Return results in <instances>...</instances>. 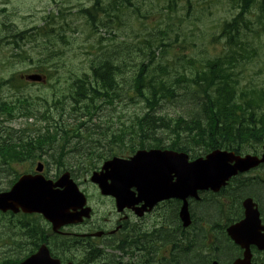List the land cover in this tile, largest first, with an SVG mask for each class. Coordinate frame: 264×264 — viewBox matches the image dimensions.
Here are the masks:
<instances>
[{
    "label": "rangeland",
    "instance_id": "rangeland-1",
    "mask_svg": "<svg viewBox=\"0 0 264 264\" xmlns=\"http://www.w3.org/2000/svg\"><path fill=\"white\" fill-rule=\"evenodd\" d=\"M82 1L87 5L92 4L87 0ZM174 1L175 3L168 0H134L136 7L115 12L108 26L94 30L86 18L80 16L78 8L71 11L65 3L56 4L52 0H0V101L19 107L14 119L0 117V139L11 137L18 140L21 137L27 140L50 127L55 132L61 128L76 129L75 132L79 129L84 134L95 132L93 137L98 142L83 137L84 141L76 146L81 149L95 145L103 155L111 149L119 148L122 143L129 145L124 136L116 142L111 139L112 134L129 133L134 119L145 110L146 102L132 87L133 76L143 63L151 62L153 70L166 65L172 73L190 75L201 68L206 60L234 54L236 66L233 73L238 89L249 96L254 90L264 89V22L259 28L256 18L259 15L258 6L253 9L249 24L251 30H245V39L255 50L246 55L236 47L231 49L226 37L221 34L224 22L231 20L237 12L236 0H191V4H188V0ZM51 13L55 15V22H50L47 26V17ZM104 19L108 20L106 17ZM43 26L46 27L44 30L41 28ZM20 31L28 32L25 40L15 37ZM162 41L165 45L157 47ZM105 57L113 59L122 70L117 77L121 98L113 104H101L100 99L96 98L95 113L91 116L84 114L81 108L73 111L75 109L71 107L70 94L75 78L83 77L85 73L91 74L92 63L95 62L97 66ZM40 71L50 74L46 83H31L22 79L23 75ZM10 79L9 84L2 85L3 81ZM189 84L186 81L178 83L181 96L174 102H164L158 111L167 118L182 115L188 119L196 115L199 108L189 106L188 102L180 104L185 98L184 94L188 93L186 87ZM58 100L61 103H54ZM28 111L33 113L32 117L23 115ZM82 124L84 127L81 128ZM60 134L63 135L61 131ZM54 149L59 152V145H55ZM197 151L195 154L202 153L203 149L199 147ZM248 152L253 153L252 150ZM121 154L131 155L132 149H126ZM79 156L77 151L69 153L65 157L68 167L74 166L72 161ZM102 164L103 162L99 166ZM14 166L18 172L25 169L23 164ZM51 170L55 171L53 165ZM258 173H264V167L250 172L244 178L248 179ZM77 174L83 182L90 178V174ZM5 175L7 174L0 171V190L8 189L10 178H14L13 175L9 178ZM85 184L95 193L90 183ZM254 188L261 192L257 186ZM239 191H235V194ZM262 200L264 202L263 198ZM105 202L106 210L113 211L111 202ZM172 205H169V210L164 206L161 224L160 221L158 223L163 225L161 230L164 234L171 232L175 235V242L180 248L175 249L174 254H169L172 250L166 252L164 248V264H186L192 259V264H195L197 256L201 259V264L216 257L219 251L213 250L216 249V240L219 241L218 232L202 229L201 225L206 218L219 222L222 220L220 214L215 213V217L205 215V218L198 214L196 204L193 208L196 223L180 232L173 217ZM160 218L158 212L145 222L153 226ZM9 225L8 219L0 225V241L8 239L17 231L16 228H9ZM165 240H171V237L168 236ZM186 249L188 251L182 255L180 251ZM3 250L0 247V258ZM16 254L22 255L19 251Z\"/></svg>",
    "mask_w": 264,
    "mask_h": 264
},
{
    "label": "trees",
    "instance_id": "trees-1",
    "mask_svg": "<svg viewBox=\"0 0 264 264\" xmlns=\"http://www.w3.org/2000/svg\"><path fill=\"white\" fill-rule=\"evenodd\" d=\"M52 1L56 4L59 2L65 3L71 10L78 7L80 16H84L95 30L102 26H108L109 20H112L115 12H120L128 7H136L134 0H87L89 2L92 1L90 6L82 0ZM74 2H76V5H71ZM236 5L238 13L230 21L224 23L223 34L227 36L229 44L236 45L235 47H238V51H242L247 55L254 50L249 42L243 40L245 33H243L242 29L251 30L249 24L251 23L255 6H258L259 10V15L256 17L259 24L258 27H262L264 22V0H237ZM105 17L108 20H105ZM47 18V26L50 25V22H55L54 15H50ZM41 28L44 30L46 27L43 26ZM15 37L25 40L28 37V32L20 31ZM164 45L165 43L162 41L159 42L157 47ZM226 64H229V66L226 67ZM235 66L236 59L234 54L225 58L209 59L203 64L202 68H198L192 73L191 79L187 77L186 73H172L166 65L154 68V70L151 62L140 65L138 72L133 77L132 87L136 94L146 103L142 115L137 116L131 125L132 132H135L132 136L140 137L141 145L143 146V141H150L151 139L148 138L151 135L153 136V141H157L160 133L170 130L172 136H177L179 140V150L193 151L196 147H201L207 153L217 148H224L241 153L251 148L257 153L260 145L264 143V89L254 90L251 96L239 90L238 83L234 80L233 68ZM92 73L91 77L85 75L86 79L79 78L75 81V88L70 96L73 109L78 110L81 108L84 114L89 116L95 113L96 98H100L101 104H113L122 95L120 83L117 81V77L122 73V70L120 66L113 62V59L105 57L104 61L97 67H92ZM182 81L190 82V84L186 87V92L188 93H186L187 95L184 94L185 98L180 101V104L188 102L190 103L189 106L194 105V108H199V110L196 115L188 119L181 115L167 118L165 114L160 113L158 110L164 102H174L181 96L178 92L177 84ZM10 82L11 79L3 81L2 85ZM54 103H61V100ZM17 109H19L17 105L0 101V116L5 119H14L15 114L19 112ZM23 115L33 116V113L28 111L23 113ZM61 130L63 135L60 134V131L55 132L50 127H46L45 132L27 140L21 137L18 140L11 137L0 139V170L11 174V171H14V163H23L30 159L35 160L39 155L41 156L45 148H47L45 151L47 152L49 148H54L57 144L63 151L72 141L73 136L76 135H70L66 128H61ZM118 136L117 134H112V138L115 137L113 142L123 139L126 134L122 133L120 138L117 139ZM60 137L61 140H59ZM134 147L135 144L131 143V148ZM100 154L102 158H106L118 153L117 151L112 152L109 150L106 155ZM62 159L63 156H60V165L63 164ZM85 170H89V167ZM255 186L261 192H258L254 188ZM249 192H253L258 196L264 211V202L262 200L264 196L261 197L264 193V188L257 184L241 189L235 197L239 199V197ZM220 210L219 205L213 204V202L198 206V214L203 216L214 215L215 217V213L219 215ZM238 216L239 214H235L228 216L227 219L231 222L237 219ZM222 229L224 230L225 226ZM164 236L163 240L165 241V238L170 236V234H164ZM37 246L31 248V250L34 251ZM216 247L219 251L218 255L223 257L224 263L229 260L228 257L230 256L241 255V249L230 242L227 236L224 239L223 234L220 235ZM232 249H234V252H232ZM197 259L195 264L198 262L200 264L201 259L198 256ZM16 261L17 259L8 255L0 259V264H15ZM95 261L98 262V259H95ZM192 263H194L193 259L186 264Z\"/></svg>",
    "mask_w": 264,
    "mask_h": 264
},
{
    "label": "water",
    "instance_id": "water-1",
    "mask_svg": "<svg viewBox=\"0 0 264 264\" xmlns=\"http://www.w3.org/2000/svg\"><path fill=\"white\" fill-rule=\"evenodd\" d=\"M28 79L39 81L43 78L34 74L28 76ZM145 153V151L138 152L131 160L114 158L106 162L104 170L95 173L92 180L99 184L103 194L117 198L119 210H123L133 202L145 201V206L152 207L157 201L165 198H182L184 205L181 217L185 226L190 224L186 200L189 195L197 196L199 189L212 188L214 191H219L239 171L248 170L264 162V155L262 159L253 155L241 157L234 152L222 150H216L206 158H199L193 162H188V155L184 153H168L165 156L160 152ZM151 159L156 161L153 162ZM143 161L145 163L142 165ZM175 161L176 163H173ZM171 167L176 172V182L170 181L168 173L162 171L164 169L172 172ZM42 169L43 165L40 164L38 170ZM110 179L111 183H109ZM61 180L64 181L63 184H53L45 180L42 175H23L10 192L0 193V209L5 211L12 209L17 212L22 208L26 212H41L52 221L54 229L67 223L79 222L82 216L89 217L91 208H84L87 203L84 193L78 189L73 180L69 179V174L62 176ZM60 185L64 189H54ZM132 186L137 187L138 197H135V193L131 191ZM244 206L246 217L227 230L235 242L244 249V258L237 259L234 264H252L251 244L264 249V226L261 225L257 205L249 198L245 200ZM79 208L81 211L78 210ZM143 208L137 210L139 215L143 214ZM71 209H74V212H71ZM20 264L61 263L58 259L52 258L47 246L43 245L38 253Z\"/></svg>",
    "mask_w": 264,
    "mask_h": 264
},
{
    "label": "flooded vegetation",
    "instance_id": "flooded-vegetation-1",
    "mask_svg": "<svg viewBox=\"0 0 264 264\" xmlns=\"http://www.w3.org/2000/svg\"><path fill=\"white\" fill-rule=\"evenodd\" d=\"M103 206L104 205H102V203L99 206H93V217H95V220L92 221L90 225L87 223L92 219L86 221L85 223L83 222L84 224L82 223V225L75 226L72 233H68L66 231L61 232V234H64V237L66 238L65 242L74 239L75 241H70V246L78 245L86 252L94 250L99 255H102L106 249L113 261L115 260L116 264H128L126 263L127 259L130 261L128 257L136 256L138 253L140 256H142L143 250H151L152 254L154 253V262L156 264L163 260L162 255L160 254L159 250H157L158 248L156 242L153 241L151 237L146 235L152 231L150 230V226H147L146 229H144L143 227L145 225L142 223L137 226V228L130 224V216L133 217L134 215L130 210H126L124 216L122 218H118V220L115 221L112 216V211L104 210ZM159 206L160 205H157L152 211L147 212L143 217L147 218L153 214L159 208ZM137 229L142 230L139 236L144 238V242L136 246V250L134 252L129 251L128 253H122L121 249L119 248L120 244L123 241H125L126 245L128 244L126 237L131 236V238H138L135 234L128 235L130 232L136 231ZM99 232H103V234L98 236L97 234ZM68 234H70V237L66 236ZM49 235L50 233L48 232L45 237L49 238ZM115 255H119V257H115ZM73 257V260L77 264H103V262H99L100 259L98 257H95V259H98V262H96L95 259L91 261L85 260L82 257Z\"/></svg>",
    "mask_w": 264,
    "mask_h": 264
},
{
    "label": "bare ground",
    "instance_id": "bare-ground-1",
    "mask_svg": "<svg viewBox=\"0 0 264 264\" xmlns=\"http://www.w3.org/2000/svg\"><path fill=\"white\" fill-rule=\"evenodd\" d=\"M186 251H188V250H184V251H180V253L182 254V255H184L183 253H185ZM190 251V250H189ZM231 257V256H230ZM230 257L228 258V259H230ZM204 262V261H203ZM203 262L201 263V264H203Z\"/></svg>",
    "mask_w": 264,
    "mask_h": 264
}]
</instances>
